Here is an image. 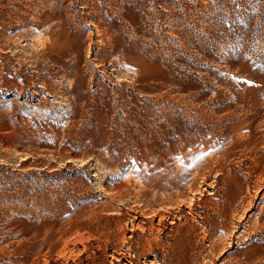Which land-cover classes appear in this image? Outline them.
<instances>
[{"label":"rangeland","instance_id":"rangeland-1","mask_svg":"<svg viewBox=\"0 0 264 264\" xmlns=\"http://www.w3.org/2000/svg\"><path fill=\"white\" fill-rule=\"evenodd\" d=\"M0 264H264V0H0Z\"/></svg>","mask_w":264,"mask_h":264}]
</instances>
